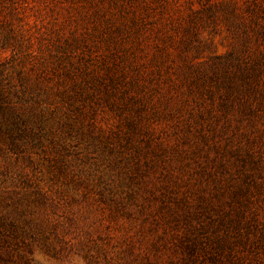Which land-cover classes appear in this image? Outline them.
Returning a JSON list of instances; mask_svg holds the SVG:
<instances>
[{"label": "rangeland", "instance_id": "374dc122", "mask_svg": "<svg viewBox=\"0 0 264 264\" xmlns=\"http://www.w3.org/2000/svg\"><path fill=\"white\" fill-rule=\"evenodd\" d=\"M0 225L4 264H264V0H0Z\"/></svg>", "mask_w": 264, "mask_h": 264}, {"label": "trees", "instance_id": "16d2710c", "mask_svg": "<svg viewBox=\"0 0 264 264\" xmlns=\"http://www.w3.org/2000/svg\"><path fill=\"white\" fill-rule=\"evenodd\" d=\"M15 236H16V233L14 232L8 233V232L3 231L0 225V263H3V264L6 263V258L10 259V256L8 255V251L3 250L2 248L4 247L3 246L4 244L9 242L8 240L11 237L14 238Z\"/></svg>", "mask_w": 264, "mask_h": 264}]
</instances>
